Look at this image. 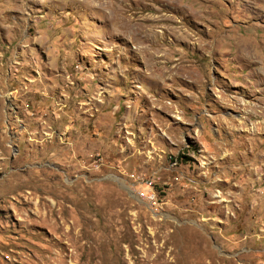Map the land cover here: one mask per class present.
I'll use <instances>...</instances> for the list:
<instances>
[{"label": "rangeland", "instance_id": "rangeland-1", "mask_svg": "<svg viewBox=\"0 0 264 264\" xmlns=\"http://www.w3.org/2000/svg\"><path fill=\"white\" fill-rule=\"evenodd\" d=\"M0 264H264V0H0Z\"/></svg>", "mask_w": 264, "mask_h": 264}, {"label": "built area", "instance_id": "built-area-1", "mask_svg": "<svg viewBox=\"0 0 264 264\" xmlns=\"http://www.w3.org/2000/svg\"><path fill=\"white\" fill-rule=\"evenodd\" d=\"M147 186H148L149 188H152V187H151V186H152V181L148 182V183H147ZM144 195L147 196V197H152V194H151V193L148 194V192H147V193H144ZM153 202H154V204L156 203L155 200H153Z\"/></svg>", "mask_w": 264, "mask_h": 264}]
</instances>
